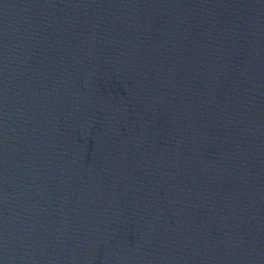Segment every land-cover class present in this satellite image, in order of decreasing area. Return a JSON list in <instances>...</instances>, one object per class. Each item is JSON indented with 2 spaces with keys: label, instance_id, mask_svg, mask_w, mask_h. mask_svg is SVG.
Returning a JSON list of instances; mask_svg holds the SVG:
<instances>
[{
  "label": "water",
  "instance_id": "water-1",
  "mask_svg": "<svg viewBox=\"0 0 264 264\" xmlns=\"http://www.w3.org/2000/svg\"><path fill=\"white\" fill-rule=\"evenodd\" d=\"M0 264H264V0H0Z\"/></svg>",
  "mask_w": 264,
  "mask_h": 264
}]
</instances>
